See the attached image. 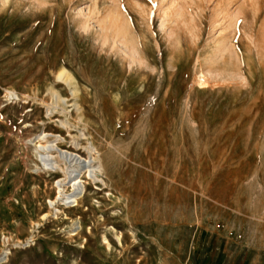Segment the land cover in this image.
Masks as SVG:
<instances>
[{"label":"rangeland","instance_id":"374dc122","mask_svg":"<svg viewBox=\"0 0 264 264\" xmlns=\"http://www.w3.org/2000/svg\"><path fill=\"white\" fill-rule=\"evenodd\" d=\"M257 1L0 0V264H174L204 225L264 252ZM52 134L103 166L75 205Z\"/></svg>","mask_w":264,"mask_h":264},{"label":"bare ground","instance_id":"6f19581e","mask_svg":"<svg viewBox=\"0 0 264 264\" xmlns=\"http://www.w3.org/2000/svg\"><path fill=\"white\" fill-rule=\"evenodd\" d=\"M253 2H256L254 5V6H256L255 11H258L260 9V3L257 0H253ZM255 15H256V13H255ZM56 78L65 82L69 86L71 95L73 97H76V90L72 86L73 84H72L71 79L69 78L68 72L66 70L60 69L56 74ZM50 93H51L52 98L54 100V103H53V105H51V107L55 105L54 107H60L62 109V111L63 110L65 111V108L63 106L64 100L61 99L60 94L58 92H55L53 89H51ZM77 103L78 102L75 101L73 106L76 109L78 108V110H79V104H77ZM49 110L51 111V113H53L52 108H49ZM49 118H51V116ZM52 136L54 138L52 141L56 142L55 144H53V143L52 144H48V143L46 144L45 143L44 145L40 144L38 146L39 150L41 151L39 153V162L41 163L42 168L45 170L52 171V172H56L59 170L64 171L65 178L68 179V183H70V185L73 187V191L65 196L64 201L66 200V203H74V205H75V204H77L78 198L81 196V194L84 191V185L80 179V174L83 171V169H85V171H87L89 174H91L93 176V178H95L96 173L101 174V171L103 170V166H102L101 160L99 158L93 157V154L94 153L97 154V152H96V148L93 147L92 145H89L85 148L89 154L88 159H85V158H82V156L78 152H73V151H70L68 149L63 150V148H61L62 143L60 141L64 138L61 135H55V134L53 135L52 134ZM43 137L46 138L45 136H43ZM42 140H44V139H42ZM75 145L78 146L79 143L76 142ZM52 151L56 152L55 154H56L58 160L55 159L56 158L55 154H54V156L51 154ZM97 156H99V155H97ZM59 161L65 163V165H66L65 169H63V168L61 169V167L59 166V163H60ZM76 173H77V175H76ZM62 181L61 180L57 181V185L59 188L62 185ZM100 181H102V179ZM58 193L60 194V190L58 191Z\"/></svg>","mask_w":264,"mask_h":264},{"label":"crops","instance_id":"0c3cea01","mask_svg":"<svg viewBox=\"0 0 264 264\" xmlns=\"http://www.w3.org/2000/svg\"><path fill=\"white\" fill-rule=\"evenodd\" d=\"M213 228H197L190 253L183 260L174 256V264H264V252L246 249L240 241L226 236L225 231Z\"/></svg>","mask_w":264,"mask_h":264},{"label":"built area","instance_id":"2783aa9c","mask_svg":"<svg viewBox=\"0 0 264 264\" xmlns=\"http://www.w3.org/2000/svg\"><path fill=\"white\" fill-rule=\"evenodd\" d=\"M4 238H6L5 241L6 243H8V237H4ZM6 253H9V252H6Z\"/></svg>","mask_w":264,"mask_h":264}]
</instances>
